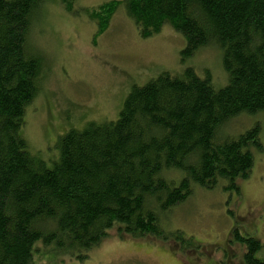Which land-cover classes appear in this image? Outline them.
Returning a JSON list of instances; mask_svg holds the SVG:
<instances>
[{"label": "trees", "instance_id": "1", "mask_svg": "<svg viewBox=\"0 0 264 264\" xmlns=\"http://www.w3.org/2000/svg\"><path fill=\"white\" fill-rule=\"evenodd\" d=\"M46 1L0 0V264H30L38 242L69 246L83 260L113 227L122 236L172 237L198 248L195 237L164 227V218L194 185L240 191L253 169L259 126L238 137L221 128L241 113L264 112V0H105L87 10L94 38L125 7L141 37L165 24L184 35L183 61L219 45L229 82L216 89L194 68L162 71L131 88L115 120L59 136L52 166L32 153L23 132L43 66L27 38ZM61 1L78 11L75 0ZM232 235L244 264H264L259 238L238 228Z\"/></svg>", "mask_w": 264, "mask_h": 264}, {"label": "rangeland", "instance_id": "2", "mask_svg": "<svg viewBox=\"0 0 264 264\" xmlns=\"http://www.w3.org/2000/svg\"><path fill=\"white\" fill-rule=\"evenodd\" d=\"M102 1L75 0L78 11L70 12L61 0H47L43 11L33 16L27 42L40 54L43 66L23 132L32 153L51 166L59 156V136L90 121L115 120L131 88L145 85L162 71L182 75L191 67L200 77L209 74L216 89L229 82L219 45L208 44L183 61L184 35L165 24L159 33L141 37L125 7L94 38L95 23L86 11ZM257 125L260 146L252 148L253 169L239 180L240 191L194 185L189 200L164 218V227L195 237L201 243L198 248L184 247L172 237L165 241L153 235L122 236L113 227L100 244L84 252L83 260L69 246L38 242L30 264H244V247L229 240L235 239L232 233L238 228L242 235L259 238L264 247V112L241 113L221 128L224 137H238ZM191 250L200 251L182 252Z\"/></svg>", "mask_w": 264, "mask_h": 264}]
</instances>
